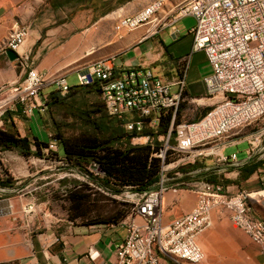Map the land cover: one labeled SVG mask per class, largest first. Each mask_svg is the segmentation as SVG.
Returning a JSON list of instances; mask_svg holds the SVG:
<instances>
[{"label":"built area","instance_id":"obj_1","mask_svg":"<svg viewBox=\"0 0 264 264\" xmlns=\"http://www.w3.org/2000/svg\"><path fill=\"white\" fill-rule=\"evenodd\" d=\"M166 4L170 5L172 23L186 16L194 19L192 51H202L211 69V75L205 78L206 93L221 96L201 119L179 128H173L171 123L166 134L157 133L160 119L170 113L173 121L180 102L187 100L183 72L173 78L135 66L118 72L115 57L107 56L76 74L78 86H95L99 90L105 114L119 120L122 131L132 140L144 139L136 143L149 145L151 156L161 161L158 181L136 199L133 197L130 212L118 221L126 227V234L113 244V264L201 263L204 256L197 236L211 227L213 209L226 211L252 244L264 247V219L254 216L244 191L229 195L221 184L194 182L191 191L195 202L188 212L165 224L161 209L163 194L176 195L180 190L163 177V154L186 155L184 159L190 157L188 161L194 162L198 156L214 155L220 142H233L228 138L264 119V0H153L133 15L118 17L114 31L128 33L153 22ZM27 32L25 25H17L0 44V53L11 50L18 55L15 61L22 64L24 71L20 80L0 86V117L9 108L26 116L34 109L45 108L40 95L45 75L28 66L27 58L18 54ZM51 85L61 94L71 87L64 76L52 80ZM172 130L175 136L170 144ZM263 133L264 129L250 135V146ZM155 139L163 141L162 149H153ZM50 141L48 149L57 151L59 140ZM217 160L238 165L235 153H219ZM31 209L27 207L28 212Z\"/></svg>","mask_w":264,"mask_h":264},{"label":"crops","instance_id":"obj_2","mask_svg":"<svg viewBox=\"0 0 264 264\" xmlns=\"http://www.w3.org/2000/svg\"><path fill=\"white\" fill-rule=\"evenodd\" d=\"M69 1L72 0H0V44L17 25H25L28 32L18 54L27 58L28 66L45 74L46 81L60 76L65 78L73 72L77 74L88 68L90 62L103 58L108 51L122 49L115 57L116 71L121 72L135 66L166 78H173L183 72L186 98L204 99L202 96L206 95L205 79L197 74V68L202 62H207L202 51H192V17H182L172 23L170 5L166 4L153 22L134 29L116 43L112 42L115 36L112 38L109 34L110 23L118 16L136 13L153 0H130L114 7L82 29H78L74 19H67L64 23L49 27L50 23L55 22L51 20L52 17L62 16L64 10L69 11L63 5ZM23 74L20 62L9 61L5 54L0 53V86L20 80ZM210 75L209 67L202 77L207 78ZM51 91H55L53 85L45 87L41 91V97ZM7 111L0 117V127L8 128L12 124L19 135L27 137L32 144L34 138L40 143L51 142L48 131L46 136L43 135L45 108L44 111L34 109L29 116L14 108ZM32 125H35V131L32 130ZM241 142L247 144L244 157L236 156L238 165H227L232 171L224 174L226 183L223 186L231 194L239 190L250 195L264 193V143L257 142L249 146L246 139H234L233 142L224 140L216 149L224 154V150ZM56 147L57 151H52L48 146L40 144V156L31 155L33 160L29 162L24 156L12 154L10 150L0 151V182L10 178L8 185L0 184V264H113V244L125 237L124 225L74 223L64 219L52 221L40 218L36 196L38 186L17 197L12 195L16 186L28 177L34 178V183L38 182V159L64 157L60 144ZM31 150H36L33 145ZM232 153L235 152L230 154ZM258 161L261 163L254 172L246 176L240 175V167L250 166ZM198 170L206 171L203 173L218 172L213 167ZM24 187H28V184ZM191 193L192 191L185 192L180 189L176 195L170 192L163 194V223L172 222L192 208L195 196ZM257 203L252 205L253 209H257L253 213L257 218L264 219V200L259 205ZM28 206H32L30 212L27 210ZM213 221V230L198 236V241L206 247L205 261L202 264H264V247L253 245L243 232L229 224H226V228L230 232L228 237L233 248H215L213 243L217 236L216 229L224 222H220L216 213L213 214ZM239 245L245 246V249H239Z\"/></svg>","mask_w":264,"mask_h":264},{"label":"rangeland","instance_id":"obj_3","mask_svg":"<svg viewBox=\"0 0 264 264\" xmlns=\"http://www.w3.org/2000/svg\"><path fill=\"white\" fill-rule=\"evenodd\" d=\"M128 1L130 0H124V2L123 0H72L69 1L68 4L63 3L65 9H68L69 11L66 12L64 10L62 16L52 17L51 20L55 22L50 23L49 27L64 23L67 19H74L79 26L78 29H82L94 23L99 17L111 11L114 7H118ZM71 8L74 9L70 10ZM117 19L111 22L108 28V30L110 29V36L112 38L115 36L112 42L116 43L122 41L125 36L132 32L123 34L116 33L113 27ZM109 45L110 44H108V47ZM121 52L122 49L116 52L108 51L103 58L111 55L117 57ZM96 60L90 62L89 66H91ZM208 68V63L202 62L199 64L197 74L201 76V79H205L202 75L207 73ZM65 80L68 86H76V72L65 76ZM51 83L52 81L47 80L44 88L50 86ZM42 93L43 92H40L41 96L43 95ZM58 95L61 99L57 108L49 107L44 104V99L47 98L48 93H46L44 97H41L45 107V112L43 113L44 128L46 129H43L44 136H46L47 131L51 134L50 139L57 137V135H60L62 138H73L80 134H92L102 140H106L108 144L112 146L122 147L126 145L125 143L139 145L140 143L136 142H143L144 139H128L129 141L122 140L127 139L128 136L122 131L120 125L121 122L117 119L110 118L105 114L100 95L93 87H74L73 89L68 90L65 94L58 93ZM202 98L204 99L190 100V98H188L186 101L180 102L178 106V110H180L179 117L172 122V127L174 128L175 126L178 127L179 125L198 121L207 112L206 108H211L214 103L220 100L221 96L210 97L206 93ZM209 98L211 99L209 100ZM7 112L8 111L4 114ZM263 129L264 119L245 128L236 136H231L228 140L246 139L247 141L249 140L250 135ZM32 130L35 131V125H32ZM145 130L148 132L150 131V128L146 127ZM164 134H166V132L161 135ZM174 136L175 131L172 130L169 137L170 144H172L171 142H173ZM159 139H155L152 143L155 151L162 149L163 147V141H159ZM258 143H264V133L259 138ZM248 145L250 146L249 143ZM60 147L62 148L61 145ZM246 147V142H241L224 150V154L225 156H229L230 153L234 151L237 158H242L244 157ZM10 151L12 154L16 153L23 156L16 149ZM208 151L209 150H205L206 153ZM214 153L218 156L220 151L216 149L214 150ZM215 154L209 156L201 155L198 156L194 162H191L188 161V159L192 160L190 157L184 159L186 155H170L169 152H166L163 154L165 168L162 172L163 177L167 179L168 184H174L181 190H185V192H191V184L194 182L207 181L224 185L226 183L224 174L232 171V169H229L226 163L217 160ZM30 156H24V158L28 160V162L30 160L32 161L33 158ZM50 159L51 160L38 159L37 183L33 182L34 178L28 177L26 180L19 183L12 193V195L17 197L23 192L32 190L34 186H38L36 196L38 202V217L40 218H46L52 221L64 219L74 223H87L97 220L112 221L118 218L121 214L128 215L133 205L131 200H133V197L136 199L144 191L137 190L136 186L121 185L114 182L112 179H108L100 169L97 168L98 170H95L94 166L87 161L80 159L67 160L65 156L60 158L62 160L54 156ZM32 166L34 167L35 165L33 164ZM204 167H213L217 169L218 172L203 173L206 171L198 170ZM27 184L28 187L25 188L24 186ZM227 193L233 195L228 191ZM244 193L247 194L248 202L251 206L256 202H258L257 204L259 205V202L264 200V193H258L255 195H250L246 191H244ZM132 194H135V196ZM191 194L194 196L193 193ZM27 195H29V193ZM253 206L252 210L257 212V209H253ZM214 213H216L220 222H224V224L217 227V236L215 237L213 246L217 249L229 250L233 248V244L228 237L230 232L227 230L226 224H229L239 232L241 231L231 222L229 214L226 211L222 209L211 210V227L201 234L210 232L215 227L213 221ZM198 236L197 242L204 253V260L199 263L202 264L205 261L206 247L198 241ZM238 248L245 249V246L239 245Z\"/></svg>","mask_w":264,"mask_h":264},{"label":"trees","instance_id":"obj_4","mask_svg":"<svg viewBox=\"0 0 264 264\" xmlns=\"http://www.w3.org/2000/svg\"><path fill=\"white\" fill-rule=\"evenodd\" d=\"M74 87L85 86H71L69 90ZM87 87H93L99 93V90L95 86ZM58 93L59 92L56 90L49 92L47 98L44 99V104L49 107L57 108L61 99ZM179 113L180 110H177L174 120L179 117ZM173 121L170 113L162 117L159 122L157 133L163 134L167 132ZM127 136V139L122 140L129 141L132 138L130 135ZM53 138L59 140V144L62 146V151L67 160L80 159L87 161L100 169L105 177L112 179L116 183L136 186L137 190H148L158 181L160 159L151 156L152 150L149 145H131L125 143L126 145L124 147L112 146L108 144L106 140H102L92 134H80L73 138H62L60 135H57V137ZM40 144L45 147L48 146L47 143L38 142L36 138H34L32 144L27 137L20 136L12 124L8 128L0 127V151L16 149L23 156H40ZM31 145L35 147V151L31 150ZM260 163L261 162L258 161L253 165L240 167V174L242 176L243 174L244 176L250 175L256 170ZM9 183V177L0 182L2 185H8ZM125 215L126 214H121L112 221L97 220L87 222V224H116L124 218Z\"/></svg>","mask_w":264,"mask_h":264},{"label":"water","instance_id":"obj_5","mask_svg":"<svg viewBox=\"0 0 264 264\" xmlns=\"http://www.w3.org/2000/svg\"><path fill=\"white\" fill-rule=\"evenodd\" d=\"M5 55L7 56L9 61H15L18 58V55L11 50H6Z\"/></svg>","mask_w":264,"mask_h":264},{"label":"bare ground","instance_id":"obj_6","mask_svg":"<svg viewBox=\"0 0 264 264\" xmlns=\"http://www.w3.org/2000/svg\"><path fill=\"white\" fill-rule=\"evenodd\" d=\"M199 244V243H198ZM200 249H201V247H200ZM201 251H202V249H201ZM202 253H203V251H202ZM203 256H204V253H203Z\"/></svg>","mask_w":264,"mask_h":264}]
</instances>
